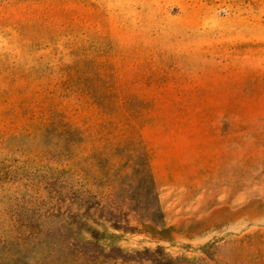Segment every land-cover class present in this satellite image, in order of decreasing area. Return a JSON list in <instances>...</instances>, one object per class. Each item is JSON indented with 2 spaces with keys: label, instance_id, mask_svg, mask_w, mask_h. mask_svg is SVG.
Wrapping results in <instances>:
<instances>
[{
  "label": "rangeland",
  "instance_id": "obj_1",
  "mask_svg": "<svg viewBox=\"0 0 264 264\" xmlns=\"http://www.w3.org/2000/svg\"><path fill=\"white\" fill-rule=\"evenodd\" d=\"M0 264H264V0H0Z\"/></svg>",
  "mask_w": 264,
  "mask_h": 264
}]
</instances>
